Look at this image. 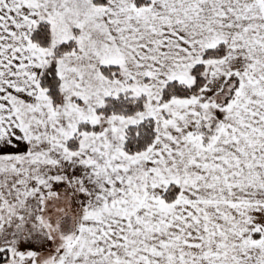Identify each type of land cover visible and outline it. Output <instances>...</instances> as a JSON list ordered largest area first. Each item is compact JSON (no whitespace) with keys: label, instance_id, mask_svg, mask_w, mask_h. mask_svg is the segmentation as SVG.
I'll use <instances>...</instances> for the list:
<instances>
[{"label":"snow or ice","instance_id":"obj_1","mask_svg":"<svg viewBox=\"0 0 264 264\" xmlns=\"http://www.w3.org/2000/svg\"><path fill=\"white\" fill-rule=\"evenodd\" d=\"M0 264H264V0H0Z\"/></svg>","mask_w":264,"mask_h":264}]
</instances>
